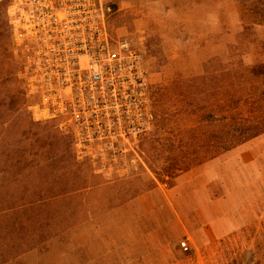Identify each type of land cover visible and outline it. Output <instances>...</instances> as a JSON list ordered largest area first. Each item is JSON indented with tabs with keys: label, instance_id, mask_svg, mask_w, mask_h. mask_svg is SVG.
<instances>
[{
	"label": "rangeland",
	"instance_id": "1",
	"mask_svg": "<svg viewBox=\"0 0 264 264\" xmlns=\"http://www.w3.org/2000/svg\"><path fill=\"white\" fill-rule=\"evenodd\" d=\"M8 2L0 0L3 33ZM101 3L112 41L142 55L152 126L115 164L120 173L125 166L131 171L111 180L94 173L90 159L78 160L74 180L66 179V170L45 178L26 167L34 153L52 152L42 147L46 135L65 132L54 121L32 119L5 33L1 87L14 97L0 92L1 190L11 187L20 196L34 188L92 187L58 201L51 215L37 216L46 238L4 264H264V133L174 177L165 174L181 159L195 162L189 157L194 136L204 139L212 129L202 117L222 112L213 109L220 94L263 92L264 81L248 71L264 64V7L252 0ZM199 75L207 76L202 83L195 82ZM249 97L238 105L237 117L246 121L264 109L262 96ZM182 241L188 250L179 247Z\"/></svg>",
	"mask_w": 264,
	"mask_h": 264
},
{
	"label": "built area",
	"instance_id": "2",
	"mask_svg": "<svg viewBox=\"0 0 264 264\" xmlns=\"http://www.w3.org/2000/svg\"><path fill=\"white\" fill-rule=\"evenodd\" d=\"M4 16L32 119L69 133L94 173L128 174L115 164L152 126L148 73L138 51L110 38L101 0H9Z\"/></svg>",
	"mask_w": 264,
	"mask_h": 264
},
{
	"label": "trees",
	"instance_id": "3",
	"mask_svg": "<svg viewBox=\"0 0 264 264\" xmlns=\"http://www.w3.org/2000/svg\"><path fill=\"white\" fill-rule=\"evenodd\" d=\"M252 3L257 5L262 4L264 7V0H252ZM6 26L5 22L4 33L0 32V57L1 54L3 55V46L1 43L3 41L2 38L5 37V33L9 41ZM260 68H264V64H257L251 67L248 73L264 81V70L259 71L258 69ZM205 75L196 77L195 82L202 83L207 77ZM0 80L2 81L0 82V92L4 97L13 100L14 95H11L9 90H4L1 87L7 80L1 79V76ZM262 91L256 97L251 92L238 93L237 91H233L230 93L225 92L223 95L220 94V97L216 98L217 100L213 104V109H220L222 112L220 113L219 111L220 114H216L211 111L202 117V120L208 126H211L212 129L206 132L204 139H200L198 135L194 136L193 151L189 157L191 156L190 158H193L195 162L192 164L191 162L187 163L186 159L179 160L175 164L174 169H172V172L167 173L166 171V177H174L176 174L184 172L191 166H195L206 159H211L223 152H227L264 133V109L262 110V116L260 118L253 117L250 113L249 115L251 117L247 121L241 117H237L241 116L243 112L242 107L238 105L245 100V96L250 94L253 97H249L248 100H260V96L264 98V90ZM18 93L21 94L22 91L20 90ZM261 100L264 102V99ZM256 110V108L250 107V111L255 112ZM45 146L50 147L52 152L43 154V156L40 155L39 157L37 153H34L33 156L34 158L37 157V159L27 161L28 164H25L26 167L31 165L36 173H41L45 178L52 171L59 169L66 170L65 175H67L66 179L68 180L71 178L74 180L79 176V166L81 163L76 158L72 136L69 133H63L57 136L46 135L42 147ZM11 159L13 157L9 156V160ZM20 160L21 158L18 157L17 161ZM9 167H12V165H9ZM14 176L16 178V175ZM10 177L13 180V175ZM91 187L92 185L85 184L70 187L64 185L60 188H34L31 189V193H28L29 189H27L21 191L20 196H16L13 188L8 187L3 191L0 185V264H4L22 253L35 248L39 245V241L46 238L43 231L45 223L39 220L40 218L37 216L40 217L41 214L51 215V210L54 209L58 201L72 195H77ZM29 217L34 218L31 219ZM37 229L39 230L38 235L33 236V231L31 230Z\"/></svg>",
	"mask_w": 264,
	"mask_h": 264
}]
</instances>
